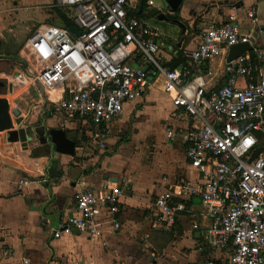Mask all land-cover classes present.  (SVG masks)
Here are the masks:
<instances>
[{"label": "built area", "instance_id": "2783aa9c", "mask_svg": "<svg viewBox=\"0 0 264 264\" xmlns=\"http://www.w3.org/2000/svg\"><path fill=\"white\" fill-rule=\"evenodd\" d=\"M138 3L54 0L68 11L78 33L64 24L34 27L19 49L24 66L12 73L7 94L35 86L52 114L65 123L87 125L97 141L111 132L127 104L156 85L195 120L185 128L168 125L166 134L185 146V157L198 173L196 186L180 180L175 187L199 197L206 222L193 228L209 251L203 264H264V50L252 45L226 61L232 45L251 38L230 13L209 24L195 48L170 50L180 52L189 67L223 56L224 83L207 86L201 76L185 81L186 72L168 65L160 34L138 15ZM245 15L251 26L257 23L255 7ZM6 99L13 122L16 108L23 119L21 109ZM120 196L119 188L77 190L73 213L52 228L53 237L71 229L95 236L94 218L102 208L117 228ZM174 196L169 189L154 199L157 224L171 225L185 210Z\"/></svg>", "mask_w": 264, "mask_h": 264}, {"label": "crops", "instance_id": "0c3cea01", "mask_svg": "<svg viewBox=\"0 0 264 264\" xmlns=\"http://www.w3.org/2000/svg\"><path fill=\"white\" fill-rule=\"evenodd\" d=\"M11 6L10 0H0V78L9 79L21 68L17 62L20 57L15 58L14 52L18 49L20 56V44L30 32L29 26L20 33L11 27ZM150 6L143 0L138 13L147 22L149 15L156 16L161 10L159 6L150 10ZM251 6L256 9L254 26L245 15ZM230 13L251 37L255 35L252 45L264 50V0H183L178 12L166 13L188 26L187 38L179 47L164 42L160 36L168 62L178 58L173 68L186 72L185 81L201 76L207 86L224 83L223 56L189 67L181 60L180 52L174 55L170 50L195 48L203 30L225 20ZM30 94L34 104L25 112L20 108L24 118L19 125L40 134L41 141H28V148L23 149L19 142L6 140L7 129L0 131V264L204 263L209 251L199 231L193 228L195 223L206 222L199 197L175 187L180 180L196 186L198 173L185 157V146L166 134V126L185 128L194 118L173 106L168 95L154 85L142 98L125 106L110 133L94 141L87 125L63 122L52 114L44 94ZM144 100L148 104L135 109ZM132 113L133 135L118 140L117 132L128 125ZM146 115L154 126L150 135L144 131ZM12 123L13 129L19 127ZM48 128H62L68 137L69 132L77 131L69 137L74 140L72 155L52 151L43 135ZM129 156L135 162H146L141 165L144 169L126 170ZM21 179L30 181L23 185L19 183ZM85 187L121 190L120 210L114 216L118 227L113 228L111 216L102 208L94 218L95 236L71 229L53 237L52 228L73 213L74 193ZM169 189L175 194L173 201L183 202L185 210L171 225L157 224L154 199Z\"/></svg>", "mask_w": 264, "mask_h": 264}, {"label": "rangeland", "instance_id": "374dc122", "mask_svg": "<svg viewBox=\"0 0 264 264\" xmlns=\"http://www.w3.org/2000/svg\"><path fill=\"white\" fill-rule=\"evenodd\" d=\"M153 2L154 4L149 7L150 10H154V9L157 10L158 6L160 8L163 6L161 0H153ZM10 3L12 5L10 11H13V14L9 13L8 20L10 19L11 27L14 28L19 33L20 30H23L25 27L28 26L30 27L29 31H31L34 27H36L40 23L61 24L63 23V21L60 19L59 16L60 13L63 14L65 13L68 15V11H66L61 7L55 6L54 0H10ZM147 19L148 22L152 25V27L157 29L162 40L163 41L165 40L164 42L168 44L169 41L175 42L174 39H176L179 36V31H180L179 27L176 24L166 21L164 19H156V16L153 15H149ZM22 44L23 43H21L20 45L22 46ZM17 50L14 52V56H16L15 58L18 59V57L20 56L17 55L18 53ZM19 60L21 61L22 59L19 58ZM0 80L4 81V87L6 86L4 90L6 92L9 77L3 76L2 78H0ZM29 89H30V93L35 91L41 94V91L35 86H31ZM5 92L3 94H0V97H3L5 99L8 98L12 108L18 107L21 108L24 112L32 108L31 104L34 103L30 102L31 94L27 93L25 89H17L12 93H8V95ZM4 94L6 96H3ZM146 104H148V102L144 100L140 104H137L135 106V109L141 108ZM133 113L129 116L128 125L126 127L124 126V128H121L120 132H117L116 136L118 137V140L121 138L125 139L133 135L134 133V129L132 126L134 122L132 120L134 118ZM27 120L30 121V118L27 117ZM145 124L147 127L144 129V131L146 135H150L154 130V126L151 125V121L147 115H146ZM76 132L73 133L76 134ZM73 133L69 132L70 138L74 136ZM84 140H89V139L85 138ZM125 154L127 155L128 152H126ZM129 158L130 161L128 160V165L126 166V170L141 171L144 169L143 167H141V165L146 164V162H142V161L140 162L137 159L135 162L133 158H131L130 156Z\"/></svg>", "mask_w": 264, "mask_h": 264}, {"label": "water", "instance_id": "95a60500", "mask_svg": "<svg viewBox=\"0 0 264 264\" xmlns=\"http://www.w3.org/2000/svg\"><path fill=\"white\" fill-rule=\"evenodd\" d=\"M162 7L161 10L156 14V19H164L171 23L176 24L179 27V36L177 41L172 42L175 43L177 47H179L185 38H187L186 30L188 28L187 24L183 23L181 20L174 16L167 15L166 13L175 14L178 12L183 0H161ZM143 0H139L137 13L140 12ZM68 29L71 32L78 33V31L72 25L68 26ZM253 35L250 38V41L247 43H238L232 45L226 55V61H231L237 58L239 55L246 51H250L252 49V43L254 41ZM171 42V41H170ZM4 81H0V85H3ZM19 109L11 110V114L16 118L15 123H20L22 119L19 116ZM13 120L10 117L9 112V104L7 99L0 97V131L7 129L5 132L6 140L8 142H19L23 149L28 148V141L31 140H40V134L36 133L34 130L30 128H26L23 126H19L17 129H13ZM46 141L51 145V149L54 152L72 155L74 150V141L70 139L64 129L62 128H48L44 130L43 133Z\"/></svg>", "mask_w": 264, "mask_h": 264}, {"label": "trees", "instance_id": "16d2710c", "mask_svg": "<svg viewBox=\"0 0 264 264\" xmlns=\"http://www.w3.org/2000/svg\"><path fill=\"white\" fill-rule=\"evenodd\" d=\"M139 15V14H138ZM60 19L63 21V23H61V24H64V25H66V26H69L70 24H71V21H70V19H69V17H68V15L67 14H63V13H60ZM181 57H183L182 55H181ZM184 58V57H183ZM181 59L182 61L183 60H185V58L184 59ZM178 59V58H177ZM177 59H173V61H172V63L171 62H168V65L171 67V68H173L174 66H176V64H177ZM16 60V59H15ZM18 62V66L19 67H23L24 66V62L23 61H20V60H18L17 61ZM4 85V84H3ZM5 92V90H4V88H1V86H0V94H3ZM73 140V139H72ZM74 141V140H73ZM76 142V141H75Z\"/></svg>", "mask_w": 264, "mask_h": 264}, {"label": "flooded vegetation", "instance_id": "af4514ba", "mask_svg": "<svg viewBox=\"0 0 264 264\" xmlns=\"http://www.w3.org/2000/svg\"><path fill=\"white\" fill-rule=\"evenodd\" d=\"M153 16H155V15H153ZM172 17V16H171Z\"/></svg>", "mask_w": 264, "mask_h": 264}]
</instances>
